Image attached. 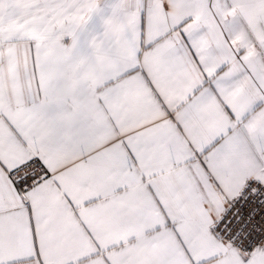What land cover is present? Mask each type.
I'll return each mask as SVG.
<instances>
[{
	"label": "snow or ice",
	"instance_id": "1",
	"mask_svg": "<svg viewBox=\"0 0 264 264\" xmlns=\"http://www.w3.org/2000/svg\"><path fill=\"white\" fill-rule=\"evenodd\" d=\"M0 264H264V0H0Z\"/></svg>",
	"mask_w": 264,
	"mask_h": 264
}]
</instances>
